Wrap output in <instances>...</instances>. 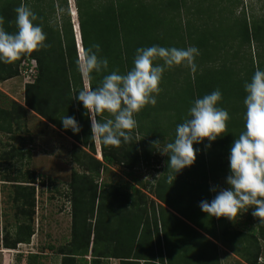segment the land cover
I'll return each mask as SVG.
<instances>
[{
  "label": "trees",
  "instance_id": "1",
  "mask_svg": "<svg viewBox=\"0 0 264 264\" xmlns=\"http://www.w3.org/2000/svg\"><path fill=\"white\" fill-rule=\"evenodd\" d=\"M72 2L81 50L99 44V55L108 60V69L99 74L94 72L91 81L85 80L87 85L94 89L104 75L117 69L121 74L131 70L138 48L195 46L200 52L199 63L195 58V74L189 69L186 82L182 79L179 84L175 79L160 84L162 91L159 94L171 93L168 97L174 102L173 110L181 111L188 110L196 99L219 89L222 100L217 106L228 111L230 120L227 131L211 142L210 148L206 147L207 139L193 145L198 150L195 163L181 170L172 185L167 180L170 157L161 153L167 143L174 142V131L186 117L177 116L178 121L173 118L171 128H168L163 116L154 112L148 116L141 110L134 117L138 127L132 132V142L114 147L97 141L101 160L94 159L90 118L82 102L73 99L74 91L84 88V82L77 68L78 54L67 0H0V15L5 18L7 32L17 31L14 9L24 3L39 17L34 23L42 25L47 35L45 43L51 45L23 54L13 63L0 62V82L19 74L22 61L34 60L36 64L33 82L23 86L22 104L0 92V147L6 149L0 154V163L10 165L30 157L31 151L26 148L32 143L26 128L29 112L71 140L69 162L72 168L67 184L70 237L66 246L57 252L58 264H108V260H116L117 264H220L213 240L240 255L248 264H264V258L258 261L263 251L260 244L264 246V223L252 216L253 208L250 207L251 213L249 210L252 222L245 219L235 224V227H247L246 232H241L232 230L231 222L224 217H210L199 207L201 201L211 202L215 197L207 184L208 176L216 172L225 178L229 175L230 165L223 160L229 158L234 140L245 130L247 93L244 84L251 81L257 67L264 70V15L253 14L250 4L247 12L242 0ZM236 6L239 13L235 12ZM229 7L235 8L232 15H237L232 20L227 17ZM223 21L228 30L237 27L232 41L235 47H224L222 43L219 35ZM225 48H232L231 55ZM229 59H233L234 65H241L240 72L235 67L230 71L234 78L222 71ZM245 61L251 65L250 76L245 75ZM236 74L239 75L237 78ZM157 104L158 111L160 104ZM169 108L171 111V107L162 109ZM65 115L78 121L81 126L78 134L64 129L60 118ZM151 116L153 118H149ZM107 118H110L108 113L98 117L101 120ZM156 140L160 141L159 158L152 146ZM111 166L121 169L123 177L132 179L136 185L119 178L97 184L101 172L108 171ZM151 167L160 174L157 178L152 177L155 181L140 183L131 178L135 171ZM9 173L11 178H7L6 173L0 174V181L13 188V195L8 198L16 204L15 230L13 237L3 232L0 245L14 250L16 245L27 244L30 239L29 224L25 226L27 233L21 231L33 214L35 191L29 186L34 183L30 175ZM175 232L186 238L171 243L170 236ZM47 248L52 249L51 246ZM197 251L199 256L194 253ZM39 258L38 254H27L24 261L25 264H36Z\"/></svg>",
  "mask_w": 264,
  "mask_h": 264
},
{
  "label": "clouds",
  "instance_id": "2",
  "mask_svg": "<svg viewBox=\"0 0 264 264\" xmlns=\"http://www.w3.org/2000/svg\"><path fill=\"white\" fill-rule=\"evenodd\" d=\"M14 11L15 33L5 30V18L0 15V62L4 64L13 63L23 54L51 47L45 43L47 35L42 25L34 23L39 17L30 6L21 3ZM72 28L76 44L79 34L78 30L75 33L73 24ZM100 52V45L93 44L79 53L77 68L87 81L93 79L94 72L99 74L108 69V60L101 57ZM199 55V49L195 46L166 48L154 45L138 48L131 70L124 74L118 69L114 70L104 75L94 89L86 85L74 91L73 99L82 102L90 118L91 139L114 147L131 143L132 132L138 127L134 117L145 106L156 105V97L162 91L160 84L164 72L183 65L195 74V58ZM157 59L162 60L163 64H155ZM244 90L247 93L244 100L245 130L234 140L230 149V174L226 178L229 187H212L210 191L217 193L214 199L211 202L201 201L199 207L210 217H224L232 221L240 215L241 210L246 212L251 207L254 209L252 216L264 223V70L257 67L251 81L245 82ZM221 100L219 89L196 99L188 110L187 118L177 125L174 142L167 143L161 153L170 157L167 180L171 185L181 170L195 163L198 150L193 147L194 144H201L207 139L209 143L206 147L210 148L211 142L227 131L230 115L226 109L217 106ZM104 113H108L110 118L98 119ZM60 120L65 130L71 129L76 134L81 131L75 117L65 115ZM159 144V140L152 142L153 148ZM96 146L97 143L95 154L98 158L99 148ZM144 181L155 180L145 176Z\"/></svg>",
  "mask_w": 264,
  "mask_h": 264
},
{
  "label": "rangeland",
  "instance_id": "3",
  "mask_svg": "<svg viewBox=\"0 0 264 264\" xmlns=\"http://www.w3.org/2000/svg\"><path fill=\"white\" fill-rule=\"evenodd\" d=\"M242 1L243 6H247V12H249L248 4H250L253 14L264 15V0ZM67 8L69 15L71 13V22H73V19L71 20V17H74L75 24H73L74 22L72 24L75 26L74 28H76L77 21L72 0H67ZM234 10L235 8L229 7L226 11L229 14L227 17H229L230 20H232L233 17L235 18L237 16H233L232 14H235V12L239 13L238 10L240 9H237L236 6L235 12ZM223 22L224 24L219 35L222 39V43L225 45L224 47H226L227 45H230L229 47H235L232 41L235 39L234 36L238 31L237 27L235 29L228 30L226 29V21ZM77 41L79 43H77ZM76 46V52L79 58V53L81 51L79 40H76ZM178 48H181V45H179ZM226 49L227 48H225V50ZM231 49L232 48L226 50L230 55L232 53V51L230 52ZM198 57L199 56L196 57V61L199 63L200 58ZM155 64H163V61L157 59ZM240 66L241 65H234L233 59H229L226 63V67L223 66L224 68L222 71L227 72L228 76L234 78L233 74L230 71L235 67L237 71L240 72ZM245 67L247 71L245 72V75H247L249 73V69L251 68L250 62L246 63L245 61ZM188 71L189 69L183 65L174 66L173 68L164 72L161 84L164 85L168 81L174 82L176 80H178L180 84V81L182 79H184V82H186L189 78ZM213 75L216 77L218 74L216 72V75ZM222 75L225 77V79L227 78L225 74ZM238 76L239 75L236 74V78ZM248 76H250V74H248ZM83 82L85 87L87 85V82L84 78ZM23 86V80L21 76L17 74L11 79L0 82V92L6 95L9 99L15 100L16 102L22 104ZM169 94L165 93L164 95L162 92V95L159 94L156 97L157 103L159 102L160 104L159 109L163 112L160 110L157 111L158 108H155V106L158 105L157 103L155 106H145L142 109V112H144V114L148 116L152 112L163 116V121L166 122L168 128H171L170 124L172 123V121H174L173 118H175L176 121H178V118H182L181 116L187 118L189 107L188 110H173L174 102H172L171 98L168 97ZM228 100L230 99L228 98ZM167 107H171V111L170 108L166 110L162 109ZM177 116L178 118H176ZM149 118H153V116ZM26 123L27 131L32 138V143L26 145V148L30 149V151L32 150V153H30V157L27 159H22L20 161L16 160L14 161L15 163H10V165L1 162L0 174L4 175L6 173V175L9 176L7 178H11V174L9 172L14 174V176L17 174H26L27 176L30 175L34 179V183L29 185L33 186L35 191L34 211L33 214L25 221V225H23V230L21 231L23 234L27 233L25 226L29 224L31 236L27 244H18L16 245L14 250L4 249L0 245V264H25L24 256L27 254H38L40 256V258L35 261L36 264H58L59 255L57 254V252L58 250L63 249L66 246L70 237V193L68 191L67 184L69 183L70 170L72 168V164L69 162V150L72 143L70 141H66V139H63L62 136L60 137L57 132L54 133L52 130H50V128L46 126L45 123L42 122V120L32 112L28 113ZM171 130L174 131V129ZM169 132L173 134V132ZM175 134L176 131H174V135ZM5 150V147L1 146L0 154L2 152H6ZM160 150L161 148L159 145L155 147L154 152L156 157L157 154H159ZM93 157L94 159L98 160L96 158V154H94ZM154 160L156 159L154 158ZM157 172L158 170H154L153 167L146 168V170L142 169L135 171L132 174L131 178H134L137 182L144 183L147 182L144 181L145 176L153 177L156 176ZM220 174L221 173H219V175ZM220 176L222 178L225 177L222 175ZM116 178L136 185V183L132 179L129 180L128 178L123 177L121 169L113 166H111L108 171L101 172L100 178H98L96 182L97 184H99L100 182L108 183L110 182V180H115ZM214 184L216 185L215 181ZM183 191L185 190L183 189ZM9 195H13V188L9 186L8 183H2L0 181V243L3 232H7L8 235L12 234L11 236L13 237V232L15 230L14 212L16 204L14 205V203L9 200ZM150 199H152V197ZM249 210L251 213V208H249L246 212L241 210L240 215H238L233 221L229 219L226 220L231 222L232 230H240L241 232H246L247 227H235V224L244 222L247 219L249 220V223L252 222L253 218L252 216H250ZM206 222L209 224L208 220ZM178 238H180V240H183L186 238V236L184 234L179 235L178 232H175L170 236L171 243ZM216 241L213 240L218 250L217 255L220 264H248L240 255L233 252L232 250H228L224 245L220 244L219 241ZM47 246H51L52 249L49 250ZM260 246L261 248H263V251L258 261L260 260V258H264V246L262 243L260 244ZM194 253L197 254L196 256H199L200 254L199 251ZM108 264H117V262L116 260H108Z\"/></svg>",
  "mask_w": 264,
  "mask_h": 264
},
{
  "label": "crops",
  "instance_id": "4",
  "mask_svg": "<svg viewBox=\"0 0 264 264\" xmlns=\"http://www.w3.org/2000/svg\"><path fill=\"white\" fill-rule=\"evenodd\" d=\"M21 104V103H20ZM42 122H44V121H42ZM45 123V122H44ZM47 126L50 128V130H52L54 133H56L57 132V134L61 137L62 136V138L63 139H66V141H70L71 142V140L68 138V137H66V136H64L63 134H61V133H59L56 129H54L52 126H50V125H48L47 124ZM97 142V141H96ZM95 141H94V143H96ZM72 143V142H71ZM96 147H98V146H96ZM97 149V148H96ZM31 153H32V150H31ZM98 159V161H100L101 160V158H97ZM224 163L226 164V163H229V158H224ZM217 163H219V161H216ZM217 173V172H216ZM216 173H213L211 176H208L209 178H208V180H207V184H208V186L210 187V188H212V187H220V188H228V186L229 185H227V183H226V181H225V177L224 178H222L218 173L216 174ZM159 174V172H157V174H156V177H157V175ZM228 174H230V172H228ZM214 176V177H213ZM214 181L216 182V185L214 184ZM178 186V185H177ZM175 189H176V186H175ZM211 193L213 194V197L217 194L216 192H212L211 191ZM155 203H157V204H160L159 202H157V201H155ZM160 205H162V204H160ZM163 206V205H162ZM179 207V206H178ZM166 210H168L170 213H172L173 215H176L173 211H171L170 209H168L167 207H164ZM237 219H239V218H237ZM187 225H189V226H191V227H193L192 226V224H189L187 221H185L184 219H182ZM225 220H227V218H225ZM202 234V233H201Z\"/></svg>",
  "mask_w": 264,
  "mask_h": 264
},
{
  "label": "built area",
  "instance_id": "5",
  "mask_svg": "<svg viewBox=\"0 0 264 264\" xmlns=\"http://www.w3.org/2000/svg\"><path fill=\"white\" fill-rule=\"evenodd\" d=\"M36 64L34 60L22 61L19 65V75L23 80V85L30 84L33 82V78L36 73ZM98 158H100L99 153L97 154Z\"/></svg>",
  "mask_w": 264,
  "mask_h": 264
},
{
  "label": "bare ground",
  "instance_id": "6",
  "mask_svg": "<svg viewBox=\"0 0 264 264\" xmlns=\"http://www.w3.org/2000/svg\"><path fill=\"white\" fill-rule=\"evenodd\" d=\"M71 18H72V17H71ZM72 19H73V22H75L74 17H73ZM73 22H72V23H73ZM73 24H75V23H73ZM74 27H75V26H74ZM75 29H76V28H75ZM76 30H77V29H76Z\"/></svg>",
  "mask_w": 264,
  "mask_h": 264
},
{
  "label": "water",
  "instance_id": "7",
  "mask_svg": "<svg viewBox=\"0 0 264 264\" xmlns=\"http://www.w3.org/2000/svg\"><path fill=\"white\" fill-rule=\"evenodd\" d=\"M78 37V36H77Z\"/></svg>",
  "mask_w": 264,
  "mask_h": 264
}]
</instances>
